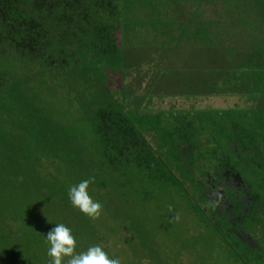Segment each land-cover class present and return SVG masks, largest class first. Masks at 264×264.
<instances>
[{
    "label": "rangeland",
    "instance_id": "obj_1",
    "mask_svg": "<svg viewBox=\"0 0 264 264\" xmlns=\"http://www.w3.org/2000/svg\"><path fill=\"white\" fill-rule=\"evenodd\" d=\"M226 1L228 5L221 1L219 8L223 16L229 17L226 26L228 28L220 30L219 34L215 35V39L210 35L211 41L206 36L203 53L196 51L190 56L189 54L186 57L182 56L183 59H179L178 56L170 60L158 59L152 63V67L148 66L149 58L153 56L141 52L142 43H136L138 47L133 43L131 50L126 48V40L123 44L122 37L119 49L122 57H118L120 62L118 61L116 67H113L110 64L113 56L97 53L95 49L89 50L87 43L82 41L83 36L78 40L76 33L79 30L76 28L69 51L63 56L68 57L65 63L66 69H49L38 63H28V59L25 61L13 59L15 75L25 83L27 97L32 96V101L36 98L37 104L31 106L29 113L15 98L7 102L10 105L6 110L0 106V168L12 162L13 172H16L15 175L3 178V186L0 175V264H15L14 258L19 259L21 252L25 253V260L20 261V264H49L47 243H35L34 236L46 235L56 223L65 224L72 233L81 231V234H85L98 231L97 224L101 217L95 220L86 217L67 203L69 200L65 197L63 212L56 209L63 204L56 202L59 193L54 195L51 189L58 192L61 186L67 188L68 192L69 187L72 186L65 182L62 162L57 160L58 156L63 157L67 153L58 154L52 145L53 137L46 140L37 139L33 133L31 134L30 128H27V122L38 117L39 114L48 116L53 112L60 122L66 123L69 127L68 131L74 132L76 140H84L86 148H93V127L89 123V117L92 112L94 116V111L97 109L96 102L99 99L96 100L94 96L99 98L103 92L99 84H105L106 89L111 88L112 93H116L119 108H123V113L127 116H133L144 123V132L153 135L161 132L174 134V131L182 129L181 120L190 127L195 124L193 133L196 139L192 141L193 144L189 143L188 149L191 147L195 150L206 144L218 152L229 153L228 150L233 147L228 138L233 137L232 123L236 124L234 128L238 135H242L243 138L251 137L250 139L255 143L247 146L256 148L261 153L248 154L250 158L255 163L264 164V128L260 126L259 130H256L254 117L248 116L252 109L248 112L245 106L252 102V108L258 90L264 88L262 60L264 36L259 35L258 32L264 31L262 27L264 23L259 22L258 17L242 15L245 11L250 14L254 12L250 0ZM187 7L191 8L193 5L188 4ZM216 20L215 18L211 21L217 25L224 22ZM258 25L263 29H257ZM66 26L65 23L64 32L67 30ZM196 26L191 25L187 35L197 43L198 40L195 38L193 40ZM212 28L214 27L209 30L207 27L206 31L211 32ZM140 30L141 28L138 27L137 31ZM206 31L204 34L208 35ZM84 37L89 42L90 39ZM93 43L96 46L99 42L93 41ZM147 43L150 44L149 41ZM136 48L138 51L135 52ZM125 61L128 63L127 68L132 67L130 70L135 71L131 72L138 75L137 82L134 81L131 85L123 83L124 71L121 65ZM102 62H107L108 65ZM57 64L63 63L57 61ZM200 68L203 70L200 71ZM190 75L197 76L199 81L191 82L189 85L190 80L188 82L187 80ZM105 94L108 95L106 91ZM0 97H2L1 93ZM235 103L244 107L235 108ZM262 104L264 100H258L255 107ZM219 107H234L228 109L230 110L227 111L228 120H225L224 124L219 120L216 121L219 117ZM259 114L263 116L264 112ZM205 132L217 140L219 145L215 147L210 145L208 143L210 141L204 138ZM181 133L182 131H179L173 138L178 139ZM43 151L46 154H42ZM209 154L211 153L204 150L190 157L186 156L185 168L182 166L184 170H181L182 175L186 171L196 172L203 168L212 175L217 174L218 170L212 166V161L216 160L217 156L213 158L214 155ZM237 164L238 161L231 160L229 166L233 168ZM238 170L240 174L230 179V183L225 180L220 190L233 205L232 207L237 206L239 198L234 183L241 182L247 195L253 190L251 185L255 184L254 181L264 178V172H261V176L255 174L248 160L242 165L239 164ZM101 177L103 176L98 175V178ZM190 180H193L192 177ZM73 181L77 184L81 180L75 178ZM101 183L99 180L93 181L89 186V194L93 200L100 202L101 213L108 222L104 225V229L98 232V236L93 235L90 239L83 235L82 242L76 246L77 253L86 251L90 246L100 245L110 257H119L121 264H264V207L258 209L255 205L253 217L242 219L241 225L252 237L253 246L247 248L244 244L240 245L236 256L228 249L213 248L214 239L217 241L218 238L208 234L205 227L201 226L200 229L198 228L201 232H196V227L191 222V209L187 203L184 208L179 207L185 211L186 218L182 215L178 216L174 199L166 200V193L162 196L161 187H158L161 199L157 203L142 204L141 213L146 217V222L143 223V229H137L134 222L131 223L126 219L122 222L125 218L124 214L128 213L127 207L122 203V195L117 191H108ZM194 193L203 204L208 203L209 212L219 220L223 195L215 193L216 200L215 197L207 200L198 192ZM34 203L40 206L35 207L36 204L32 206ZM117 209L122 211V215H113ZM134 213L135 210L131 214ZM29 214L33 215L29 216ZM89 226L92 230H88ZM6 238L10 239L9 243H3V239ZM86 242L89 243L85 245Z\"/></svg>",
    "mask_w": 264,
    "mask_h": 264
},
{
    "label": "trees",
    "instance_id": "obj_2",
    "mask_svg": "<svg viewBox=\"0 0 264 264\" xmlns=\"http://www.w3.org/2000/svg\"><path fill=\"white\" fill-rule=\"evenodd\" d=\"M215 1H223V4H227L226 0H211V2ZM187 2L190 0H0V93L2 95L0 106L6 110L10 105L7 102L15 98L16 101L24 105L26 112L29 113L31 106L37 104V99L32 101V96L27 97L28 91L25 83L15 75L13 59L17 58L23 61L28 59V63H38L49 69H66L65 63H67L68 57L64 58L63 56L69 51V45L74 39L73 34L76 29L79 30L76 33L78 40L83 36L82 41L87 43L90 47L89 50L95 49L97 53L102 52L108 57L113 56L110 62L113 67H116L118 61L120 62L118 57H122L119 50L122 37L124 39L123 44L126 40V48L131 50L132 45L135 44L134 46L138 47L136 43H142L141 52H147L148 56H153V58H149L148 66L151 67L152 63L158 59L165 60L167 58L170 60L175 56L183 59L182 56L194 54L196 49L205 43L206 36L210 39V35H212V39H215V35L219 34L220 30L228 28L226 26L229 17L223 16L222 12L216 10H212L210 14L198 11L202 0H196V5H193L192 9L187 7ZM250 2L254 12L250 14L245 11L242 15L258 17L259 22L264 23V0H250ZM214 4L217 6L216 3ZM216 6H213L212 9L219 8ZM194 9H196L195 12H193ZM215 18L216 21H224L223 24L217 25L212 22L211 20ZM65 23L67 24L66 32L63 30ZM191 25L194 27L197 25V30L202 32H205L207 27L209 30L211 27L214 28L211 32L206 31L209 33L208 35L199 36V39L193 37V40L194 38L198 40L196 43L187 35ZM138 27L141 28L140 32L137 31ZM260 27L261 25H258L257 29L264 28V26H262L263 28ZM258 32L259 35L264 36V31ZM84 36L90 39L91 45ZM147 40L150 44L147 43ZM93 41L99 42V47H97L98 44L95 46ZM191 48L195 50H191ZM202 48L203 46L200 49ZM134 51H138V48ZM182 52L183 54H181ZM106 59L101 60L107 61ZM262 60L264 61V58ZM57 61L63 64L58 65ZM103 64L108 65L107 62ZM127 64L125 61L121 65L124 71L122 73L124 75L123 83L131 85L138 79V75L135 72L132 73L131 71L135 70H130L132 67L127 68ZM202 70L203 68H200V71ZM129 76L131 77L129 78ZM198 81L199 79L195 75H190L187 80L189 85L191 82ZM99 87L103 92L99 98L94 96L96 100L99 99L96 102L97 109L94 111L95 115L93 116L92 112L89 117V123L93 127V148H86L84 140H76L74 132L68 131L69 127L66 126V123L60 122L55 113L53 115V112L48 116L39 114L38 117L27 122V128H30L31 134L33 133L37 139L44 138L46 140V138L53 137L51 139L52 145L58 154L67 153L63 157H57L64 168L62 172L65 182L68 185H73L75 178L84 180L91 177L93 181L102 182L101 184L108 191L119 192L122 195V203L128 209V213L124 214L125 218L122 222L125 219L131 223L134 222L137 229H143V223L146 222V217L141 213L142 204L146 202L157 203L161 199L160 192L158 193V187H161L162 196L166 193V200L174 199L178 216L182 215L186 218L182 208L187 203L191 209V222L196 227V232H201L199 229L203 226L208 234L218 238L217 241L214 239L213 248L217 250L225 248L237 256L240 245L244 244L247 248L253 246L252 237L246 229L244 233L242 232L244 235L242 240L230 230V224L229 226L226 224V219L220 215L219 220L213 217L212 213L209 212L208 203L203 204L198 199V195L194 193L198 192L207 200L215 197V193L222 194L220 186L224 185L225 179L231 182L230 179L240 174L239 164L242 165L247 160L255 174L261 176V172H264V164L255 163L248 155L261 154L256 148L247 146L251 143L255 145L250 139L251 137L243 138L242 135H238L234 128L236 124L232 123L233 137H229L228 140L233 148L228 150L229 153L226 151L218 152L206 144L204 147L195 150L191 147L188 149L187 146L193 144L192 141L196 139L193 133L195 124L190 127L184 120L179 121L182 125V129L179 131L182 133L176 140L173 137L179 131H174V134L161 132L154 135L144 132V123L133 118V116H127L123 113V108H119L116 93L113 94L111 88L106 89L105 84H99ZM105 91L108 93L107 96ZM227 93L231 94V92ZM258 100H264V88L258 90L252 108V102L245 105L247 111L252 109L251 112L248 111L250 114L248 116L254 117L253 120L257 124L256 130H259L260 126L264 128V115L259 114L264 112V104L255 107ZM234 105H236L235 108L240 106L237 103ZM231 108L234 107H219V117L216 121L219 120L224 124L228 120L227 111H230L228 109ZM37 125L38 128H36ZM205 136L204 138L210 141L208 143L213 147L219 145L218 141L206 132ZM192 146L194 147V145ZM204 150L211 153L209 155H214L213 158L215 155L217 156V159L212 161V166L218 170V173L212 175L203 168L196 172L186 171L182 175L181 170L183 171V167L185 168V159ZM42 154H46L45 151ZM188 160L191 161L189 158ZM231 160H236L239 164L232 168L229 166ZM12 167L11 162L7 165L4 164L2 169L0 168L2 186L5 176L15 175L16 172H13ZM50 173L54 172L50 171ZM90 174L92 175L89 176ZM98 175L103 177L98 178ZM197 175L198 177H196ZM190 177H192V181ZM254 182L256 185H251L253 190L247 196L254 199L252 205H257V208L261 209L264 207V178ZM243 188L245 191L244 186ZM51 191L54 195L59 193L56 202L63 204V206H58L56 209L59 212L61 210L62 213L65 205L64 197L68 200L67 188L60 186L58 192L53 188ZM225 200L230 203L227 197ZM39 206L38 203L35 205V207ZM179 207L182 208L179 209ZM133 210L135 213L131 214ZM33 214H29V216ZM114 214L122 215V211L117 209ZM100 217L97 232L81 234V231H74L72 233L77 245L82 242L83 235L92 239L93 235L98 236L104 229V225L108 221L105 220L104 214L101 213ZM88 230H92V227L89 226ZM42 237L45 238L42 235H35L34 242L39 244L46 242V239ZM9 242V238L3 239V243ZM95 243L97 244V241ZM14 260L15 264H20V261L25 260V253L21 252L19 259L14 258Z\"/></svg>",
    "mask_w": 264,
    "mask_h": 264
},
{
    "label": "clouds",
    "instance_id": "obj_3",
    "mask_svg": "<svg viewBox=\"0 0 264 264\" xmlns=\"http://www.w3.org/2000/svg\"><path fill=\"white\" fill-rule=\"evenodd\" d=\"M93 178L81 180L69 187L67 196L74 209L90 219H98L102 205L89 194V186ZM48 245L47 256L49 264H121L119 257H110L100 245L87 248L86 251L76 252L77 242L72 231L63 223H56L46 233Z\"/></svg>",
    "mask_w": 264,
    "mask_h": 264
},
{
    "label": "flooded vegetation",
    "instance_id": "obj_4",
    "mask_svg": "<svg viewBox=\"0 0 264 264\" xmlns=\"http://www.w3.org/2000/svg\"><path fill=\"white\" fill-rule=\"evenodd\" d=\"M264 156V155H263ZM226 180V179H225ZM229 182V181H228ZM230 183V182H229ZM234 188L236 190L237 193V197L238 198V204L235 207H232L233 205H231V203H227L225 200V195H223L221 197V203H220V212L219 215L222 216L224 219H226V224L229 226V224H231L230 230L235 233V235H237L240 239L243 240L244 238V228L241 225L242 223V219H250V217H253L254 215V205H252V202L254 201V199L250 196H247L246 193L244 192V188H243V184L240 183H234ZM220 188L222 189L223 187L220 186ZM239 205V208H238ZM228 207V209L226 207ZM235 213L236 215L234 216ZM235 228H234V227ZM243 232V233H242Z\"/></svg>",
    "mask_w": 264,
    "mask_h": 264
},
{
    "label": "crops",
    "instance_id": "obj_5",
    "mask_svg": "<svg viewBox=\"0 0 264 264\" xmlns=\"http://www.w3.org/2000/svg\"><path fill=\"white\" fill-rule=\"evenodd\" d=\"M196 0H190V2H187V6H188V4L190 5H196V2H195ZM214 3H216L217 4V6L214 4ZM213 6H216V7H220V4H219V2H211V0H202V2L200 3V7H199V9H198V11H202V12H206V13H209L210 14V12L212 11V10H216V11H219L220 12V8H214V9H212V7ZM195 10L196 9H194V11L193 12H195ZM201 33V34H200ZM199 36H205L204 35V32H202V31H199V30H196L195 31V37L196 38H198L199 39ZM204 43V42H203ZM203 46V45H202ZM202 46H199L197 49H196V51L197 52H199V53H203L204 52V50H203V48L202 49H200ZM195 48V47H194ZM192 49L191 48V50H195V49Z\"/></svg>",
    "mask_w": 264,
    "mask_h": 264
}]
</instances>
